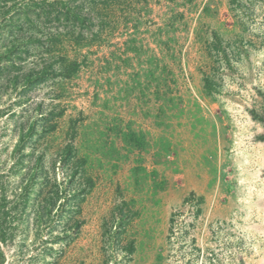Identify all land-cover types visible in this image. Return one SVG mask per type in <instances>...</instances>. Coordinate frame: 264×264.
<instances>
[{"label":"rangeland","instance_id":"374dc122","mask_svg":"<svg viewBox=\"0 0 264 264\" xmlns=\"http://www.w3.org/2000/svg\"><path fill=\"white\" fill-rule=\"evenodd\" d=\"M263 135L264 0L0 8L2 264H264Z\"/></svg>","mask_w":264,"mask_h":264},{"label":"trees","instance_id":"16d2710c","mask_svg":"<svg viewBox=\"0 0 264 264\" xmlns=\"http://www.w3.org/2000/svg\"><path fill=\"white\" fill-rule=\"evenodd\" d=\"M8 1H10V0H0V8L5 7ZM7 12H8V10L7 11L5 10V11L2 12L4 18H5V15H6L4 13H7ZM11 21H12V18H9L7 22H11ZM47 39H48L49 43L54 42V40H55L53 37H50V38H47ZM18 47H19L18 43H16V44L13 43L11 48H10V50H9V52L14 53L15 55H17L18 58H21L22 57L21 52L24 49L23 48L19 49ZM47 50L51 51V47L47 48ZM17 51H19V52H17ZM5 54H7V53H5ZM61 59H62V64L59 67V72L58 73L60 75H62L63 77L71 76L75 72L76 62L67 61L64 58H61ZM51 67H52L51 64L45 65L42 70L37 72V74H36L37 77H39L40 80H44L45 78H48L49 75H54L55 72H53ZM28 78H31V76L28 77ZM28 136H30L29 133H25V134L21 133L19 141L23 142L25 140V138H27ZM263 137H264V135H263ZM20 142H19V144H20ZM20 146L21 145L17 146V148H19ZM70 148H71L70 144L66 145V147L63 150L64 155H63V157L60 156V159H62V160L66 159L65 157L67 156V154L69 152H71ZM35 174L36 173H34V174L32 173L30 175V177H32V175L34 177ZM47 184H48V181H45L42 189H40V191L38 193V200H36L37 209L35 211V217H36L35 221L38 224L46 223L45 217H49V214L51 212L52 206L55 205L57 199L59 198V194L58 193H60V192H58V190H57V188L55 186H54V188L51 187L49 190L45 191L44 194H43V190L46 189L45 186ZM27 187H28V185L26 186V193H27ZM71 197H73V199H74V195H72ZM67 200H69V198ZM70 200H72V198ZM5 205L6 204L4 202H1V199H0V242L6 241V237H7V234L9 232L8 226L4 225V223L11 222L14 219V216H15V214L9 213L8 209L4 210V208L6 207ZM74 207H76V206H72V208H70L69 212H73L74 213L75 212ZM72 217H73V214H72ZM78 225H79V223L76 225V227H78ZM68 233H69V230H65L64 233L61 236H59V235L56 236L52 241H57L59 239L60 240H66V237H67ZM3 260H4V254H3L2 249L0 247V264H2Z\"/></svg>","mask_w":264,"mask_h":264}]
</instances>
